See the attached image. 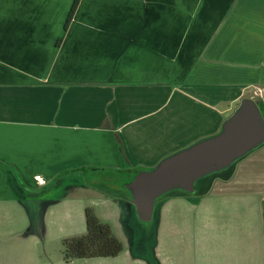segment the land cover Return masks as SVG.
<instances>
[{
    "label": "crops",
    "instance_id": "1",
    "mask_svg": "<svg viewBox=\"0 0 264 264\" xmlns=\"http://www.w3.org/2000/svg\"><path fill=\"white\" fill-rule=\"evenodd\" d=\"M243 97L264 109V0H0V264H264L252 163L240 181L257 187L157 199L152 242L127 201L110 257L64 261L85 214L76 185L45 194L77 170L150 169Z\"/></svg>",
    "mask_w": 264,
    "mask_h": 264
},
{
    "label": "water",
    "instance_id": "2",
    "mask_svg": "<svg viewBox=\"0 0 264 264\" xmlns=\"http://www.w3.org/2000/svg\"><path fill=\"white\" fill-rule=\"evenodd\" d=\"M264 143V110L251 97L240 99L219 132L162 157L154 167L140 169L125 184L137 217L152 218L155 201L170 190L193 194L201 177L226 168Z\"/></svg>",
    "mask_w": 264,
    "mask_h": 264
},
{
    "label": "rangeland",
    "instance_id": "3",
    "mask_svg": "<svg viewBox=\"0 0 264 264\" xmlns=\"http://www.w3.org/2000/svg\"><path fill=\"white\" fill-rule=\"evenodd\" d=\"M255 88H260L261 91H263L262 87H253L251 88V93ZM194 104V103H193ZM238 105V104H237ZM237 105L234 106V108L230 111V113H227L226 117H228L234 109L237 107ZM194 111H199V109L194 106ZM264 145L262 143L258 147ZM255 148V149H258ZM260 149V148H259ZM261 150H251L250 152L246 153L244 156L234 160L229 166L226 168H223L218 171L211 172L200 179H198L195 183V191L193 194L197 195L200 192H207V191H217L220 188H251V187H257V184H260L261 182H251V183H243L240 181V176L244 175V173H247L249 171L248 167L251 166V163L255 166V168H259V170L264 171V159L262 158V154L258 153ZM262 153V152H261ZM134 170L127 171V169H123L121 171H116L115 169H82L77 170L75 172V182L70 181V177H66L62 179V185H59L57 188H52L48 193L46 194V198H56L60 196L64 192H71L70 189H68L69 185H76L75 193L73 195V198L75 200H79L80 210L82 208V217H84V209L85 207H90L93 212L96 214L101 215L103 219H101L103 222L108 223L109 225L113 223L114 216L112 214L114 213V210L118 211H124L123 212V223L125 226H130L129 219L127 212L125 211L127 209V201H130V193L128 189L125 187V184L127 181H130L134 174ZM70 176V175H68ZM230 178V179H229ZM229 179L231 182L227 185H224L223 180ZM81 183L80 185H78ZM174 193H183V191L174 189L166 192L161 198H166ZM194 197H185L188 200H185L186 203L192 204L195 198ZM158 198V199H161ZM74 200V201H75ZM159 201V200H157ZM174 202L173 200H166L164 203H169V205ZM68 203V202H67ZM131 203V202H130ZM132 209L134 208L133 204ZM67 206H70L68 203ZM174 206H176V203H174ZM64 207V204H63ZM96 214V215H97ZM153 214V213H152ZM47 219V218H46ZM52 218L47 219V222L50 223ZM138 223L142 227V232L148 236V241L152 242V235L154 231V216L152 215V218L150 221L142 222L138 218ZM46 239H50L46 236ZM62 241V240H61ZM60 241V242H61ZM50 242V241H48ZM59 242V244H61Z\"/></svg>",
    "mask_w": 264,
    "mask_h": 264
},
{
    "label": "trees",
    "instance_id": "4",
    "mask_svg": "<svg viewBox=\"0 0 264 264\" xmlns=\"http://www.w3.org/2000/svg\"><path fill=\"white\" fill-rule=\"evenodd\" d=\"M75 4H73L68 13L67 22L72 15ZM257 105L259 109L264 110L258 103ZM134 171V174L138 172L137 169ZM181 194L187 196L194 195L187 192ZM84 214L86 225L85 233L65 237L61 241L63 260L70 261L77 258L110 257L119 254L123 249V244L113 233L111 226L101 221L90 207L85 208Z\"/></svg>",
    "mask_w": 264,
    "mask_h": 264
},
{
    "label": "built area",
    "instance_id": "5",
    "mask_svg": "<svg viewBox=\"0 0 264 264\" xmlns=\"http://www.w3.org/2000/svg\"><path fill=\"white\" fill-rule=\"evenodd\" d=\"M261 92V89L260 88H255L254 90H253V95H259V93Z\"/></svg>",
    "mask_w": 264,
    "mask_h": 264
}]
</instances>
